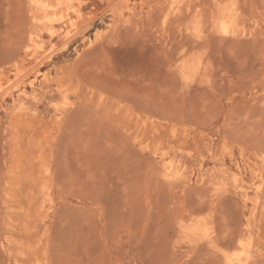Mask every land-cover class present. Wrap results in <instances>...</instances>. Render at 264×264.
Masks as SVG:
<instances>
[{
    "label": "rangeland",
    "instance_id": "1",
    "mask_svg": "<svg viewBox=\"0 0 264 264\" xmlns=\"http://www.w3.org/2000/svg\"><path fill=\"white\" fill-rule=\"evenodd\" d=\"M0 264H264V0H0Z\"/></svg>",
    "mask_w": 264,
    "mask_h": 264
},
{
    "label": "bare ground",
    "instance_id": "2",
    "mask_svg": "<svg viewBox=\"0 0 264 264\" xmlns=\"http://www.w3.org/2000/svg\"><path fill=\"white\" fill-rule=\"evenodd\" d=\"M44 4H45V3H44ZM34 7H36V6H34ZM34 7H33V8H34ZM52 14H53V13H52ZM45 20H46V19H45ZM39 24H41V23H39ZM42 24H43V23H42ZM48 30H49V29H48ZM49 31L52 32L51 30H49ZM50 32H49V33H50ZM33 35H35V34H33ZM30 39H31V38H30ZM35 39H36V38H35ZM32 42H33V39H32Z\"/></svg>",
    "mask_w": 264,
    "mask_h": 264
}]
</instances>
